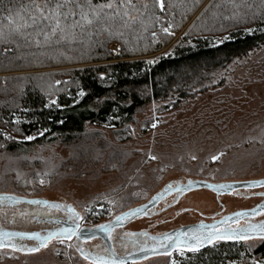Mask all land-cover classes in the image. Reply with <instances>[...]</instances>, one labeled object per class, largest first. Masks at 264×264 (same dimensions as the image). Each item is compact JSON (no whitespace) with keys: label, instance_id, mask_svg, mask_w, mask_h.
<instances>
[{"label":"rangeland","instance_id":"rangeland-1","mask_svg":"<svg viewBox=\"0 0 264 264\" xmlns=\"http://www.w3.org/2000/svg\"><path fill=\"white\" fill-rule=\"evenodd\" d=\"M204 5L181 33L190 28ZM234 9L238 12L239 7ZM111 49L117 51L114 45ZM167 50L151 58L166 56ZM187 95L176 105L156 101L140 110L125 142L115 140L111 126L90 125L85 137L71 145L46 144L16 153L1 152L0 194L43 199L53 205L0 201V229L42 233L53 228L44 222L47 219H68L92 228L147 203L165 186L175 187L188 180L222 183L263 179L264 47L233 61L201 85L192 83ZM262 193L264 187L216 198L213 192L199 189L186 192L170 207L167 205L176 197L171 195L147 215L130 222L125 231L158 234L195 223L200 215L253 209L264 202ZM262 220L264 212L252 222ZM97 243L55 239L30 252L27 249L35 243L14 242L15 248L0 247V264H92L82 252L86 256L97 252ZM263 243L261 238L231 243L232 252L221 260L238 264L235 262L248 258L254 263V251ZM221 247L215 244L198 253L173 251L128 264H193L194 258Z\"/></svg>","mask_w":264,"mask_h":264},{"label":"trees","instance_id":"trees-1","mask_svg":"<svg viewBox=\"0 0 264 264\" xmlns=\"http://www.w3.org/2000/svg\"><path fill=\"white\" fill-rule=\"evenodd\" d=\"M205 1L164 0L166 10L161 11L154 0H132L135 8L127 0H91L92 5L112 3L102 16L117 8L120 14L83 30L65 28L64 38L58 31L46 41L43 31L51 30L46 21L21 28L30 39L12 29L25 20L31 23L34 4L51 7L64 0H0V153L71 145L85 137L90 125L111 126L115 140L125 142L135 116L151 102L176 105L187 98L192 83L201 85L264 47V0ZM85 3L68 0L61 11L78 14L76 5ZM78 18L61 19L71 24ZM166 48V56L151 58ZM230 244L194 258L193 264H228L223 259L232 252ZM253 256L254 263L248 258L235 263L264 264V243Z\"/></svg>","mask_w":264,"mask_h":264},{"label":"water","instance_id":"water-1","mask_svg":"<svg viewBox=\"0 0 264 264\" xmlns=\"http://www.w3.org/2000/svg\"><path fill=\"white\" fill-rule=\"evenodd\" d=\"M263 187H264V178L254 180V181L222 182V183H208L204 181L188 180L186 183L177 185L175 187L172 186L171 188H169V186H165L160 193L155 195L147 203L140 205L138 207L132 208L122 213L119 216L120 217L119 220H117L116 218L109 223L102 224L103 226L108 227L109 229L108 231H105L103 228H101L100 226L102 225L92 227V228H80V224L78 221L76 222L67 221V222L60 223V227L47 230L43 233L0 229V243H3L5 245L4 247H8V245L13 244L14 242H33L37 246L40 243V241L37 240L35 236L32 234H38L40 237H46L49 235V233H55L56 235L52 236L51 239L46 241V246L55 239L72 240L76 238V239H79L81 242H88L93 239H100L106 245L108 251L110 252L113 258L112 260H115L117 264H120V262H122V264L140 262L148 258H152V257L169 255L175 249H177L179 245H174L171 243L165 246L164 248L146 250L138 254H129L127 256L120 257L114 254L112 247H111V243L109 241V234L114 228L127 225L128 223L132 222L134 219L147 215V212L153 209L155 206H157L163 199L177 192L186 193L189 191H194V190H199V189H207L215 193L216 195H230L235 191L252 190V189H258V188H263ZM177 189H182V190L178 191ZM0 201H8L13 204L19 203V204H25V205H34L38 202L44 203L46 205H53L52 203L45 201L43 199H27V198L17 197V196H13L9 194H0ZM262 212H264V202L253 209L243 210V211L230 214L220 222L229 221V220H232L240 216L260 214ZM237 213H243L244 215H236ZM76 225H79V228H76ZM262 225H264V222ZM186 228L187 227L182 228L180 231H184V229ZM63 229H74L76 234L73 235L69 233L68 235H64L62 232ZM5 233H24L28 235H13V236L2 235ZM170 234L171 233H167L159 237L169 236ZM227 235L228 237H231V238L240 239L239 236L243 234H240L238 232H235V233L229 232L227 233ZM69 236L71 238H69ZM247 236L249 237V239L260 238L258 233H253ZM85 237H91V238L85 239ZM249 239H246V240H249ZM208 244L209 243L207 241L204 242L199 247V249L205 247ZM44 247H40L39 249H42ZM87 260L91 262L92 264H96V262L91 259H87Z\"/></svg>","mask_w":264,"mask_h":264},{"label":"flooded vegetation","instance_id":"flooded-vegetation-1","mask_svg":"<svg viewBox=\"0 0 264 264\" xmlns=\"http://www.w3.org/2000/svg\"><path fill=\"white\" fill-rule=\"evenodd\" d=\"M184 194H185L184 192H177V193L172 194V196L173 195L176 196L175 201H174V203H171L167 206H170V207L173 206L175 203H177L181 199V197H183ZM213 194L216 196V198H219V196H222V195H216L215 193H213ZM262 195L264 198V193H262ZM170 196H168L167 198H169ZM167 198H165V199H167ZM165 199H163L162 201H164ZM5 202H7L10 205L19 204V203L13 204V203L8 202V201H5ZM38 203H41V202H38ZM166 207H164V208H166ZM255 207H257V206H255ZM228 215H230V214H223L222 215V214L218 213V214H214L212 216L200 215V218H199L200 220L195 222V223H189V224L181 225L180 227H176V228H173V229H170L168 231H165L163 233H158V234H151V233H148L146 231H136V232L125 231V228L129 224L128 223L127 225L114 228L109 234V241L111 243V247H112L114 254H116L117 256H120V257H124V256H127L129 254H138V253H141V252L146 251V250L164 248L168 244H171V243L174 244L173 242L177 238H179L181 241L191 240L193 233L190 230H197L198 234H200L202 236H207L209 234V230L207 228L202 229L201 225L214 226L217 231H219L221 233H225V234H227L229 232H231V233L232 232L233 233L238 232V233L243 234V235H246V234L251 235L253 233H259L260 226H262V224L264 222V220H262L260 222H257V221L252 222V220L255 219L259 214L240 216V217L234 218V219L229 220V221L220 222L224 218H226ZM134 220H136V219H134ZM67 221L71 222V220H68V219H66L65 221H63L61 219H59V220L47 219L44 222H46L49 225L51 224L53 228H57V227H60V223L67 222ZM97 226H100V225H97ZM185 227H187V228L184 229V231H180L182 228H185ZM53 228L45 229V230H42L41 232L43 233V232L50 230V229H53ZM80 228H83V227H80ZM167 233H171L168 236V237H171V239L166 240V239H164L165 236L159 237V236L165 235ZM182 233H187V235L186 236L181 235ZM93 240L98 242L95 245V249H97L98 250L97 252H99L100 254L95 252L96 251L95 250L93 253H91V255L87 256L88 259H91L95 262L98 258H103V259L112 261L113 258L111 256L110 252L108 251L106 245L100 239H93ZM93 240H90V241H93ZM90 241H88V242H90ZM206 241L207 240H205L204 242H206ZM243 241H244L243 239H237V238H231V237L224 238V239H217V240L212 241L211 244H208L205 247L198 249V251H191V250H189L188 246L181 243V244H179L178 248L174 250V252L182 251V252H188V253L189 252L198 253V252L208 250L209 248H211V246H213L215 244H218L221 246L225 243H235V242H243ZM84 256L86 257V254H84ZM135 263H137V262H135Z\"/></svg>","mask_w":264,"mask_h":264},{"label":"snow or ice","instance_id":"snow-or-ice-1","mask_svg":"<svg viewBox=\"0 0 264 264\" xmlns=\"http://www.w3.org/2000/svg\"><path fill=\"white\" fill-rule=\"evenodd\" d=\"M67 2H68V0H64L63 3L57 2L55 4V6H51V7L47 3L43 7H41L39 4H34L35 11L33 12L32 16L30 18L31 23H29L27 20H25L23 24H16L15 28H13L12 30L15 32H18L20 35L25 36L26 38L30 39L31 34L20 31L21 28L31 27L32 25H39L42 21H46L47 24L45 26L50 27V29H51L50 32L49 31H43V29H40L37 32V35L40 34V31H43L44 38L47 41L50 39V37L54 36L58 31L61 35V38H64L67 35L65 28H73L74 29L76 27H80L81 30H83L85 25H91V24H93L94 21H102L105 18V16L119 15L120 14V9L117 8L115 13H105L104 16H102L101 13L103 12V10L105 8L111 9L113 7L112 3L109 2L107 4L92 5L91 0H86L85 4H77L76 5V7L80 9L78 14L71 12V11L62 12L61 9L66 6ZM154 2L157 5H159V8L161 11L166 10L164 0H154ZM127 4L130 5L132 8H135V5L132 4V0H127ZM144 7L147 8V4H145ZM45 8L47 9V11H45ZM70 14L73 16L78 15L79 18L73 19L71 21V24H66L61 18L67 17ZM123 16H125V17L129 16V12H128L127 8H125V11L123 12ZM132 19L134 20L135 17H132ZM9 21L12 22L11 17H9ZM170 27H171V25L169 24L168 27L163 28V31L165 33H168ZM0 35H2V33H0ZM152 35L156 36V33L153 32ZM36 43L39 44V41L37 40ZM57 83H59V81H57ZM53 103H54V101H53ZM27 138L31 139V137H27ZM154 158L155 157H153V159ZM193 158H195V157H193ZM212 159L215 160V159H217V157L213 156ZM169 188H171V186H169ZM177 190L181 191L182 189H177ZM236 215H244V214L243 213H237ZM119 219H120V217H117V220H119ZM100 227L103 228L105 231L109 230L107 226L102 225ZM76 228H79V225H76ZM201 228L202 229L207 228L209 230V234L207 236H202V235L197 233V230H190L193 233L191 240L181 241L179 238H177L173 242L174 245H179V244L183 243L189 247V250L198 251L199 247L204 243L205 240H207V242L209 244H211L213 240L228 238L227 234L217 231L214 226L201 225ZM62 232L64 235H68L69 233H71L73 235L76 234L74 229H63ZM2 235L13 236V235H28V234L5 233ZM32 235H34L35 238L40 241V243L35 247L27 249L30 252L38 251L40 247L46 246V241L51 239L52 236H54L56 234L55 233H49V235L46 237H40L38 234H32ZM181 235L186 236L187 233H182ZM258 235L261 239H264V225L260 226V231H259ZM69 238H71V237L69 236ZM90 238L91 237H85V239H90ZM239 238L245 239V240L249 239V237L247 235H241V236H239ZM164 239L168 240V239H171V237L165 236ZM4 246L5 245L3 243H0V247H4ZM8 246L13 247V248L16 247V245H14V244H10ZM82 255H84L83 252H82ZM86 258H87V256H86ZM96 264H117V262L115 260L109 261V260H106L103 258H98L96 260ZM120 264H122V262H120Z\"/></svg>","mask_w":264,"mask_h":264}]
</instances>
